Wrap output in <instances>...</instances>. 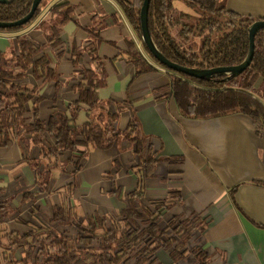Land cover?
Masks as SVG:
<instances>
[{
    "label": "crops",
    "instance_id": "0c3cea01",
    "mask_svg": "<svg viewBox=\"0 0 264 264\" xmlns=\"http://www.w3.org/2000/svg\"><path fill=\"white\" fill-rule=\"evenodd\" d=\"M176 1L186 4L189 12L194 10L184 0H173L178 10L182 9ZM219 1L233 12L264 19V0ZM61 3L58 9L70 15L59 32L62 45L44 50L55 78L37 80L28 74V84L36 87V98L40 97L38 118L46 121L52 113L68 112L67 106L78 99L75 86L81 67L96 70L100 62L105 77L97 90L98 100L110 112H119L115 125L121 133L130 120L137 124L154 162L142 166L135 143L120 135L108 148L91 147L77 172L70 165L66 172L54 169L47 190H41L21 146H0V239L6 242L4 234H25L39 225L75 234L90 216L119 214L127 205L128 193L137 189L143 192L139 200L144 205L172 202L159 217L161 226L175 217L197 216L204 223L188 246L204 249L209 255L207 264H264V131L240 112L183 116L170 96L167 70L151 59L114 0H43L30 22L18 29L0 30V51L17 50L19 36L45 43L40 23L51 16L57 18L60 12L49 11ZM88 28L99 31L97 62L84 47L90 38ZM130 41L155 70L136 72L129 61ZM73 48L81 50L76 63ZM88 109L79 105L78 123L90 119L93 113ZM61 206L76 214L72 224L54 219L55 208ZM156 256L162 264L172 262L165 250ZM184 263L196 264V259L189 254L177 262Z\"/></svg>",
    "mask_w": 264,
    "mask_h": 264
},
{
    "label": "trees",
    "instance_id": "16d2710c",
    "mask_svg": "<svg viewBox=\"0 0 264 264\" xmlns=\"http://www.w3.org/2000/svg\"><path fill=\"white\" fill-rule=\"evenodd\" d=\"M114 1L141 37L143 0ZM184 1L194 9V14L178 10L173 0H150L148 26L157 48L169 60L187 67L211 68L241 63L249 49L248 27L255 18L228 10L219 0ZM31 2L0 3V21L21 18L28 12ZM42 4L43 0L35 16ZM62 5L64 3L50 8V14L60 12L57 18L51 16L50 20L40 23L45 43L35 44L19 36L17 50L10 54L0 51V146L10 143L21 146L23 158L31 163L41 190H47L54 169L66 172L70 165L72 172H77L81 159L91 147L108 148L120 135L135 143L142 166L146 168L154 162L137 124L130 120L121 133L115 125L119 112H110L98 100L97 90L104 83L105 74L97 62L101 40L96 28L87 29L90 38L84 47L97 62V69L81 67L75 86L78 99L67 106L68 112L52 113L46 121L38 118L36 103L40 97L36 98V87L28 84V74L37 80L55 78L50 57L44 50L62 45L59 32L62 24L70 19L67 11L58 9ZM254 43L250 64L232 78L189 76L167 69L147 52L156 64L167 70L170 96L183 116L202 118L240 112L251 118L257 130L264 131V29L256 33ZM143 46L146 49L144 43ZM80 55V49H72L74 63ZM128 55L137 73L156 69L133 41L129 43ZM80 104L93 113L84 123L76 120ZM142 195L137 189L129 192L127 205L119 214L90 216L79 224L75 234L55 232L45 225L31 227L25 234H4L6 242L0 239V264H162L156 256L160 250L168 252L171 264H177L189 254L195 257L196 264H207L209 255L204 249L198 245L188 246V241L204 223L197 216L175 217L161 226L159 217L172 202L162 201L150 207L140 203ZM76 218V214L62 206L54 210L55 220L72 224Z\"/></svg>",
    "mask_w": 264,
    "mask_h": 264
},
{
    "label": "water",
    "instance_id": "95a60500",
    "mask_svg": "<svg viewBox=\"0 0 264 264\" xmlns=\"http://www.w3.org/2000/svg\"><path fill=\"white\" fill-rule=\"evenodd\" d=\"M11 0H0V3H9ZM42 0H32L28 12L19 19L12 21H0V29L19 27L30 22L35 13L38 10ZM150 0H143L141 9H140V29H141V39L144 43L147 51L151 56L162 66L167 69L181 72L189 76H193L200 79H210L216 76L225 75L226 78H232L239 75L251 62L254 54V38L258 31L264 29V19H258L253 21L248 27V38H249V49L244 60L235 65L230 66H217L211 68H196V67H187L182 66L178 63H175L169 60L156 46L154 43L148 26V9H149Z\"/></svg>",
    "mask_w": 264,
    "mask_h": 264
},
{
    "label": "rangeland",
    "instance_id": "374dc122",
    "mask_svg": "<svg viewBox=\"0 0 264 264\" xmlns=\"http://www.w3.org/2000/svg\"><path fill=\"white\" fill-rule=\"evenodd\" d=\"M176 6L179 8V9H182V10H186L187 12L190 11V8H188V6L184 3H178V1L175 2ZM190 14H194L195 11L193 10L192 12H189ZM17 255L19 256V253H17ZM184 264H187V263H184Z\"/></svg>",
    "mask_w": 264,
    "mask_h": 264
},
{
    "label": "built area",
    "instance_id": "2783aa9c",
    "mask_svg": "<svg viewBox=\"0 0 264 264\" xmlns=\"http://www.w3.org/2000/svg\"><path fill=\"white\" fill-rule=\"evenodd\" d=\"M46 14H47V12L44 13L43 17L46 16ZM40 20H42V18Z\"/></svg>",
    "mask_w": 264,
    "mask_h": 264
}]
</instances>
